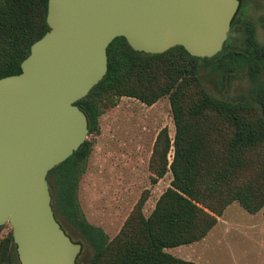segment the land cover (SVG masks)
<instances>
[{"label": "trees", "instance_id": "16d2710c", "mask_svg": "<svg viewBox=\"0 0 264 264\" xmlns=\"http://www.w3.org/2000/svg\"><path fill=\"white\" fill-rule=\"evenodd\" d=\"M48 3L0 0V78L21 74L32 45L50 30ZM245 36L246 51L226 55L247 67L251 81L250 96L234 101L203 87L200 64L210 59L193 57L182 46L145 54L123 37L109 46L107 75L77 102L88 118L89 135L99 132L100 118L122 98L153 106L169 97L175 137L167 128L159 132L150 171L153 185L168 173L172 181L149 216L147 192L110 240L87 221L77 196L94 142L87 139L52 170L48 181L56 218L72 223L93 246L87 264H195L168 250L205 239L234 203L250 214L264 208V44L250 25ZM7 226L0 227V264H20L13 230L2 236Z\"/></svg>", "mask_w": 264, "mask_h": 264}, {"label": "water", "instance_id": "95a60500", "mask_svg": "<svg viewBox=\"0 0 264 264\" xmlns=\"http://www.w3.org/2000/svg\"><path fill=\"white\" fill-rule=\"evenodd\" d=\"M239 0H49L50 30L21 74L0 78V227L9 225L20 264H77L82 245L56 218L49 173L90 134L77 102L107 75V50L125 38L162 54H220Z\"/></svg>", "mask_w": 264, "mask_h": 264}, {"label": "rangeland", "instance_id": "374dc122", "mask_svg": "<svg viewBox=\"0 0 264 264\" xmlns=\"http://www.w3.org/2000/svg\"><path fill=\"white\" fill-rule=\"evenodd\" d=\"M241 1L224 50L200 64L203 87L225 101L250 96L247 67L226 57L231 52L246 51L247 25L254 28L256 40L264 44V0ZM223 74L227 77L223 78ZM164 128L174 139L176 128L169 97L153 106L122 98L118 106L100 118L99 132L88 136L95 145L80 181L78 201L87 221L102 229L110 240L121 231L147 192L144 214L149 216L171 185V173L158 184L151 183L150 160L156 138ZM173 152L172 149L171 157ZM60 224L75 243L82 245L78 264H87L95 253L93 246L72 223L61 219ZM10 231L8 225L2 236ZM168 252L195 264H264V208L250 214L234 203L205 239Z\"/></svg>", "mask_w": 264, "mask_h": 264}, {"label": "flooded vegetation", "instance_id": "af4514ba", "mask_svg": "<svg viewBox=\"0 0 264 264\" xmlns=\"http://www.w3.org/2000/svg\"><path fill=\"white\" fill-rule=\"evenodd\" d=\"M240 1V7H239V10H238V12L240 11V9H241V6H242V1L241 0H239ZM238 14V13H237ZM233 25V24H232ZM226 45V44H225ZM225 48V47H224Z\"/></svg>", "mask_w": 264, "mask_h": 264}]
</instances>
